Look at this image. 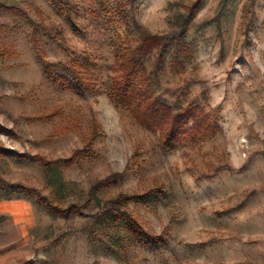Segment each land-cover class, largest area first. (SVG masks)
I'll return each instance as SVG.
<instances>
[{"label":"rangeland","instance_id":"rangeland-1","mask_svg":"<svg viewBox=\"0 0 264 264\" xmlns=\"http://www.w3.org/2000/svg\"><path fill=\"white\" fill-rule=\"evenodd\" d=\"M68 1L0 0V176L68 210L0 198V264H264V0ZM191 13L189 55L144 70L210 132L167 148L115 98L117 53Z\"/></svg>","mask_w":264,"mask_h":264},{"label":"trees","instance_id":"trees-1","mask_svg":"<svg viewBox=\"0 0 264 264\" xmlns=\"http://www.w3.org/2000/svg\"><path fill=\"white\" fill-rule=\"evenodd\" d=\"M50 1L55 2V0ZM58 2L69 13L72 12L73 8L68 0H58ZM2 10L11 11L14 8L0 3V11ZM123 21L128 26L125 17H123ZM176 21V29L165 35L153 34L142 26L136 28L138 44L134 47L128 46L124 48V51H118L117 53L121 75L113 85L115 98L126 104L135 113L136 118L147 128L158 131L167 148H174L188 136L198 138L199 134L210 132L208 129H200L199 127L202 116L197 112L201 111L198 107L193 108V106H190L175 113L171 106L163 102L161 97L150 89V76L145 74L144 62L152 56H154V62L158 67L170 51L173 52V63H177L179 58H185L189 55L190 45L187 42V33L190 24L193 22V13L188 16L180 15ZM190 123H192L191 127H189ZM193 123L195 126H193ZM0 155L6 158L8 154L0 148ZM61 162L69 161L58 160L51 162V164L59 165ZM103 187L104 182H99L94 190L98 191ZM22 196H36L51 214L68 212L62 205L45 198L39 190L26 187L21 183H9L0 176V198L9 200ZM119 201H107L100 208L101 214L107 218H110V216L115 217V219L116 216L124 218L127 228L134 237L141 238L142 236L153 239L143 232L134 217L122 211Z\"/></svg>","mask_w":264,"mask_h":264}]
</instances>
